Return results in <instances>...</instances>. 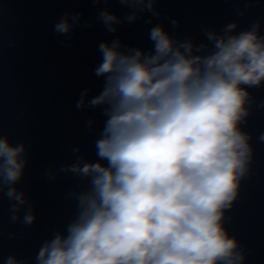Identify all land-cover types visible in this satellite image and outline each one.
I'll use <instances>...</instances> for the list:
<instances>
[{"label":"clouds","instance_id":"9594fccd","mask_svg":"<svg viewBox=\"0 0 264 264\" xmlns=\"http://www.w3.org/2000/svg\"><path fill=\"white\" fill-rule=\"evenodd\" d=\"M156 2L119 0L128 9L123 17L104 9L97 19L115 33L143 13L158 17ZM81 17L65 13L53 25L62 43ZM237 27L205 29L207 43L197 45L158 24L149 30L148 51L118 38L99 43L94 74L103 88L90 100L84 89L76 103L80 110L102 108L106 117L95 141L99 159L76 155L60 167L88 183L68 193L75 218L42 242L35 264H244L246 254L225 222L254 159L241 124L254 102L248 88L264 83V35L259 21ZM258 139L264 142V133ZM27 163V146L0 135V195L9 201V221L31 226L33 207L17 187ZM55 178L49 170L48 179ZM4 264H29V258L10 254Z\"/></svg>","mask_w":264,"mask_h":264},{"label":"water","instance_id":"95a60500","mask_svg":"<svg viewBox=\"0 0 264 264\" xmlns=\"http://www.w3.org/2000/svg\"><path fill=\"white\" fill-rule=\"evenodd\" d=\"M155 7L158 17L143 13L134 23H122L108 33L97 16L107 9L123 17L128 9L119 0H0V135L13 145L27 146L28 163L17 187L26 193L36 216L31 226L12 224L9 201L0 195V264L10 254L35 264L42 242L55 231L65 232L75 218L76 201L68 193L84 190L88 182L59 169L74 163L76 155L91 162L99 159L95 141L106 117L102 108L76 107L84 89L90 100L103 88V78L94 74L101 62L99 43L118 38L125 47L148 51L153 47L149 30L158 24L173 38L197 45L207 43L205 29L219 32L233 22L240 32L259 21L264 35V0H157ZM65 13L82 17L71 40L62 43L65 37L57 35L53 25ZM173 19L179 22L175 28ZM248 91L254 102L241 128L251 136L254 159L238 199L226 212L230 219L225 228L243 248L244 264H264V142L258 139L264 133V83ZM77 147L80 152L74 155ZM49 170L54 180L48 179ZM10 233H15L12 239Z\"/></svg>","mask_w":264,"mask_h":264}]
</instances>
